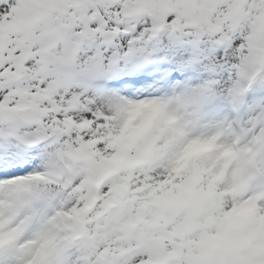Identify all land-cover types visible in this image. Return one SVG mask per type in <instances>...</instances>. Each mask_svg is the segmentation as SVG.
Listing matches in <instances>:
<instances>
[{
	"label": "snow or ice",
	"instance_id": "obj_1",
	"mask_svg": "<svg viewBox=\"0 0 264 264\" xmlns=\"http://www.w3.org/2000/svg\"><path fill=\"white\" fill-rule=\"evenodd\" d=\"M0 264H264V0H0Z\"/></svg>",
	"mask_w": 264,
	"mask_h": 264
}]
</instances>
